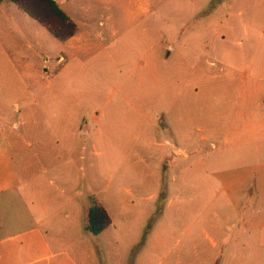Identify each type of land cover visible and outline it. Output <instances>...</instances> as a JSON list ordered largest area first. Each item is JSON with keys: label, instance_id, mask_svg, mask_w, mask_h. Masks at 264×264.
Returning a JSON list of instances; mask_svg holds the SVG:
<instances>
[{"label": "rangeland", "instance_id": "1", "mask_svg": "<svg viewBox=\"0 0 264 264\" xmlns=\"http://www.w3.org/2000/svg\"><path fill=\"white\" fill-rule=\"evenodd\" d=\"M122 11L63 42L0 3V116L20 135L14 154L33 193L2 200L0 237L29 226L38 202L54 215L70 197L83 211L78 253L97 264H141L147 252L154 264L205 263L206 248L191 242L233 222L222 182L206 177L235 168L239 151L241 164L264 160L260 135L247 133L237 149L222 132L239 97L240 127H264V0H155L129 23ZM92 200L113 221L97 237L86 229Z\"/></svg>", "mask_w": 264, "mask_h": 264}, {"label": "crops", "instance_id": "2", "mask_svg": "<svg viewBox=\"0 0 264 264\" xmlns=\"http://www.w3.org/2000/svg\"><path fill=\"white\" fill-rule=\"evenodd\" d=\"M54 1L77 24L76 35L67 41L73 42L84 38L80 35V25L83 27H86L87 23L91 25L99 23L100 27L106 24L112 25L118 18L117 7H123L119 18L129 23L138 14H150L155 0ZM211 2L212 0H168V4L189 8L207 7ZM104 36V33H95V38L100 44L106 42ZM111 48L113 47L106 46L104 49ZM237 100L238 115L233 118L227 129L222 131L226 137L225 142L240 149L242 137L247 133L253 136L260 135L264 142V127L247 129L240 127L243 125L240 122V97ZM255 116L259 117V115ZM8 121L9 118L6 116H0V204L6 198L25 201L33 197V193L26 189V182L14 154V144L19 143L17 140L20 139L18 137L20 135L11 132ZM250 154L255 159L254 154ZM256 154H264V149H256ZM243 159L245 156L239 151L235 156L237 163L235 168L221 171L220 176L212 174L206 177L207 180L222 182L220 193L225 197L228 206L232 207L231 213L228 214L233 215L231 220L233 222L225 227L212 226L209 231L200 230L206 235L205 240L194 238L191 242L194 243V249H198L200 245L206 248L204 253L206 261L200 264H248L249 262L264 264V160L255 164H241ZM29 166L30 164H27L25 168L29 170ZM61 196L58 199H61ZM43 204L38 202V207L34 209L33 216L29 219H33L29 226L24 228L15 226L13 231H8L0 237V264H97L92 253L87 254L83 251L78 253L77 250L81 240L77 229L78 219L83 214L82 209L71 207L75 203L70 197L64 199L63 207L54 215L46 214V210L40 207ZM89 208L86 211V229ZM16 212L17 219L14 222H21L24 217L19 215V209ZM153 244H156L155 247L163 245L161 241H154ZM158 259L159 257H150L147 252L142 256L140 263L154 264ZM162 261L163 258L158 264Z\"/></svg>", "mask_w": 264, "mask_h": 264}, {"label": "trees", "instance_id": "3", "mask_svg": "<svg viewBox=\"0 0 264 264\" xmlns=\"http://www.w3.org/2000/svg\"><path fill=\"white\" fill-rule=\"evenodd\" d=\"M10 1L20 11L49 30L57 39L66 42L78 31L77 24L61 9L54 0H0ZM112 225L110 214L100 203L92 200L88 212L87 230L98 236Z\"/></svg>", "mask_w": 264, "mask_h": 264}]
</instances>
